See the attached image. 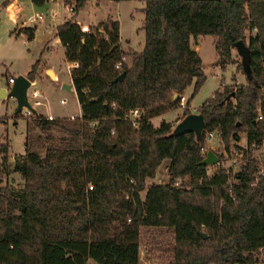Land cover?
I'll return each instance as SVG.
<instances>
[{"label":"trees","instance_id":"16d2710c","mask_svg":"<svg viewBox=\"0 0 264 264\" xmlns=\"http://www.w3.org/2000/svg\"><path fill=\"white\" fill-rule=\"evenodd\" d=\"M65 1L73 15L57 25L56 35L67 61L77 64L71 79L82 115L28 120L25 152L14 157L25 185L0 186V264H141L144 226L172 230L167 264H257L264 245L261 164L250 152L239 171L220 167L208 175L213 165L201 160L210 131H219L227 152L240 147L241 133L249 145L264 141V0H145V42L130 52V62L119 19L109 16L86 31L78 16L89 0ZM21 32L33 39L35 27ZM199 34L216 37L224 69L237 41L250 48L249 68L241 62L247 82L225 84L200 105L201 141L194 132L170 136L171 122L152 121L179 107L193 84L185 114L191 112L207 79L191 43ZM39 65H32L30 79ZM133 108L144 113L138 126L127 118ZM32 127L48 133L33 134ZM0 149L1 168L9 147ZM165 158L168 180L148 184Z\"/></svg>","mask_w":264,"mask_h":264},{"label":"rangeland","instance_id":"374dc122","mask_svg":"<svg viewBox=\"0 0 264 264\" xmlns=\"http://www.w3.org/2000/svg\"><path fill=\"white\" fill-rule=\"evenodd\" d=\"M20 1L24 5L22 18L27 17L28 20L32 13L43 12L45 15L49 14L51 10L47 3L41 4V7H37V11H35L36 7L29 0ZM24 2H26V5ZM57 2H59L57 6H59L63 14L67 16L73 15V11L68 10L63 2ZM144 6L145 0H101L100 4H96L95 0H89L81 10L80 18H78L82 21L93 20L96 24L109 16L119 19L121 42L127 52L126 60L130 62V52L133 47L141 48L144 45L145 30L142 27L145 18ZM6 7L0 3V88L7 87L8 78L12 75L16 77L23 73L27 75L32 65L39 60L37 83L36 85L32 84L28 91L32 93L34 88H38L43 94L42 99L44 100L43 104L37 105V111L34 110L31 114H27L25 108L21 111L17 110L18 102L14 96L8 93L6 97H0V145L5 144L9 147L8 160L0 168V186L7 185L22 188L25 185V179L20 172L14 170V157L25 152L28 120L33 119L37 114L45 115V113L48 114L49 112L53 113L54 117L75 118L81 112V105L75 92L63 88L59 79V82H56L47 73L46 65L50 62L56 63L59 67L58 71L61 70V73H66L65 76H68L69 70L72 69V67L69 68L70 64H67L65 47L56 35L55 28L49 24L51 15H47L45 19L37 21L39 28L36 31V36L33 39H28L25 33L15 32L16 24L9 18L7 14L9 10ZM9 9L12 11V8ZM59 19L61 20V17ZM94 22L91 28L96 26ZM196 39H198V36L192 39L194 46L199 43ZM215 39L216 37L212 34L199 35L200 43L198 45L204 60V70L207 74V79L191 100V108L189 109L191 112H198L200 105L205 99L213 96L216 91L221 92L222 85L226 84L231 88L238 83L247 82L241 67L242 55L237 48L233 52L232 62L227 64L224 69L220 61L217 62L219 58ZM186 91L189 96L185 92L184 94L188 100L193 91V84ZM62 100H65V103H62ZM71 114L74 117L68 116ZM184 115L185 108L179 106L164 112L162 115L153 117V122L155 125H159L164 119L175 126ZM31 131L33 134L46 135L48 133L38 127H32ZM52 132L61 134L56 130ZM246 140V135L241 133L239 143L246 144ZM206 144V149L214 150L220 157L221 162L220 164H214L209 169L211 173L220 167H231L234 172L239 170L238 165L234 164L231 154L225 152L221 143L220 133L215 132L212 138H206ZM221 153L222 155H220ZM3 155L4 153L0 149V163H3ZM169 163L170 159L165 158L158 169L156 179H149L147 181L148 184L156 182L158 177L162 178L163 181L168 180ZM141 194L144 197L145 190ZM158 240L161 242H158ZM170 241H173L171 229L151 226L142 227L141 264H167L173 256V247ZM88 264H95V262L91 259Z\"/></svg>","mask_w":264,"mask_h":264},{"label":"water","instance_id":"95a60500","mask_svg":"<svg viewBox=\"0 0 264 264\" xmlns=\"http://www.w3.org/2000/svg\"><path fill=\"white\" fill-rule=\"evenodd\" d=\"M236 48L238 52L242 55V61L246 68H249V59H250V48L248 44L243 39H240L236 42ZM219 62V60H217ZM48 75L55 80L58 81V76L53 68L47 69ZM126 72L123 71L120 73L115 81L119 79H123L125 77ZM31 86V79L26 76L25 74H20L16 77L15 82L7 87L0 88V97H6L9 93L11 96H14L17 99L18 106L17 110L21 111L24 107H28L33 109V106L28 100V88ZM62 87L73 91V83L63 82ZM236 92L232 91L227 98L230 99L231 97H235ZM179 96L178 92L174 93L173 100H176ZM205 118L202 112H189L184 115V117L175 125L173 126L172 131L169 133L170 136H177L183 134L184 132H194L196 135L197 141H201L203 138V134L205 131ZM220 157L217 153L209 149L207 154L201 160L202 164L205 165H214L218 163Z\"/></svg>","mask_w":264,"mask_h":264},{"label":"built area","instance_id":"2783aa9c","mask_svg":"<svg viewBox=\"0 0 264 264\" xmlns=\"http://www.w3.org/2000/svg\"><path fill=\"white\" fill-rule=\"evenodd\" d=\"M66 7L68 10L73 11L74 10V6L72 4L67 3ZM44 16L43 12H39V13H35L33 14L30 19L32 21H35L36 19L42 18ZM84 29L86 31H90V29L88 28V26H84ZM125 58V57H124ZM74 65H77L76 63ZM118 68H121L122 66V61H119L116 65ZM72 67L69 65V68ZM16 76L12 75L8 78V82L9 84H13L15 82ZM34 84L36 85V83L34 81H31V85ZM30 88V87H29ZM28 88V90H29ZM222 91L225 90V86L222 85ZM28 100L31 103V105L33 107L37 106V105H41L44 103V100L42 99L43 94L41 93V91L38 88H34L32 90V93H29L28 91ZM62 103H65V100H62ZM180 106L183 108H188L187 106V96L183 93L180 95ZM26 109V113L27 114H31L32 111H34L35 109H30L28 107H24ZM258 110H259V118H263V113H262V107L258 106ZM144 113L140 108H133L129 111V113L127 114V118L130 119L132 121V123L135 126H138L141 118L143 117ZM48 117L53 118V115H48ZM74 117V116H73ZM215 132H218L217 130L215 131H210L207 133L206 138H212L215 135ZM240 147H233L232 150L230 152H228V154H231V157L233 158V162L234 164L238 165L237 167L240 168L243 165V162L246 158V156L252 152V156L261 164V167L259 168L258 173L259 174H264V141L260 144H256L254 143L253 145H249L247 142L246 144H241L239 143ZM202 150L206 151V146L202 147ZM227 152V151H225ZM220 160L217 164H220ZM210 169V168H209ZM238 170V171H239ZM212 174L210 172V170H208V175ZM157 177V176H156ZM155 177V179H156ZM158 180V181H157ZM156 180V182L161 183L164 182L162 178L158 177ZM260 255H259V260L257 262V264H264V245L260 248Z\"/></svg>","mask_w":264,"mask_h":264},{"label":"crops","instance_id":"0c3cea01","mask_svg":"<svg viewBox=\"0 0 264 264\" xmlns=\"http://www.w3.org/2000/svg\"><path fill=\"white\" fill-rule=\"evenodd\" d=\"M31 3H32V5L34 6V7H36V10L35 11H37V7L38 8H40L41 7V5H37V4H35L32 0H29ZM57 1H61V2H63L65 5L67 4V2L65 1V0H47L45 3H47L48 5V7L49 8H51V10H50V12H49V14H45L42 18H39V19H36L35 21H32L31 19H29L28 20V18L26 17V18H22L23 17V11H24V5L23 4H21V1L20 0H12L8 5H6L7 7V10H9V11H7V14H8V16H9V18L16 24V26H15V32L16 33H19V30L21 29V28H23V27H35V36H36V31L38 30V24H37V21L38 20H43V19H45L46 18V16L47 15H51L50 17H51V21L49 22V24H50V26H52L53 28H55L54 30L56 31V28H57V25L58 24H60L61 22H63L64 20H66V19H68V18H70L71 17V15H69V16H67V15H65V14H63V12L60 10V8H59V6H57V3H59V2H57ZM96 1V4H100V2H101V0H95ZM3 2V0H0V3H2ZM25 3V5H26V2H24ZM62 3V4H63ZM70 4V3H69ZM9 8H12V11H10V9ZM5 11V10H4ZM34 11V12H35ZM35 13H39V12H35ZM35 13H32V15L33 14H35ZM81 13H82V11H80V13H79V18H80V16H81ZM31 15V16H32ZM61 17V20L59 19ZM78 18V20H79V22L81 23V24H83V26H88V28L91 30V25H93V20H87V21H82L81 19H79ZM18 22L20 23L19 25H18ZM94 24H96V22H94ZM96 25H98V24H96ZM21 33H24V32H21ZM26 34V33H25ZM27 35V34H26ZM200 35V34H199ZM199 35H197L198 36V39H196V41L197 42H199L200 43V40H199ZM28 36V35H27ZM34 36V37H35ZM197 36H194V37H197ZM193 36H191V43H192V39L194 38ZM145 42V41H144ZM215 42H216V39H215ZM198 43V44H199ZM197 43H196V45L194 46L193 44H192V46H193V48H195L199 53H201L200 52V46L198 45ZM121 45H122V47L124 48V44L121 42ZM64 46V45H63ZM144 46V45H143ZM143 46L141 47V48H136V47H133V49H136V50H141L142 48H143ZM65 47V46H64ZM132 47V46H131ZM233 52H235V49L233 50ZM201 55V54H200ZM125 59H126V56H125ZM219 60V59H218ZM203 62H204V60H203ZM67 64H70V66H75L74 64V62H70V61H68V63ZM50 67H53L54 68V71L56 72V74H57V76H58V79H59V81H61L62 83L63 82H67V83H73L72 82V79H71V69L69 70V75L68 76H65V74L66 73H61V70L60 71H58L59 70V67H58V65L56 64V63H54V62H50V63H48L47 65H46V70L48 69V68H50ZM39 72V71H38ZM38 72H37V74H38ZM23 74H25L26 75V73H23ZM27 76V75H26ZM64 77V78H63ZM31 81H34L35 83H37V75H36V78L34 79V80H32L31 79ZM10 84H9V82L7 81V86H9ZM61 86H62V84H61ZM72 92H75V94H76V91H75V86H74V84H73V91ZM186 93V95H188L187 94V91L185 92ZM77 96V95H76ZM189 96V95H188ZM79 101V100H78ZM37 106H35V107H33V109H35L36 111H37V108H36ZM190 108H191V105H190ZM39 111V110H38ZM53 115V116H55L53 113H51V112H49L48 114H46L45 113V115ZM79 114H81L82 115V109H81V112L79 113ZM79 114H77L78 116H81V115H79ZM163 114V113H162ZM162 114H160V115H162ZM68 116H74V115H68ZM159 116V115H158ZM164 120V119H163ZM152 121H153V118H152ZM169 122V121H168ZM161 123V122H160ZM160 125V124H159ZM159 125H157V126H159ZM218 133H219V131H218ZM246 142H247V140H246Z\"/></svg>","mask_w":264,"mask_h":264}]
</instances>
